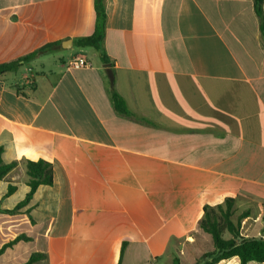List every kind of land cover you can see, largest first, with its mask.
Returning a JSON list of instances; mask_svg holds the SVG:
<instances>
[{
    "label": "crops",
    "instance_id": "1",
    "mask_svg": "<svg viewBox=\"0 0 264 264\" xmlns=\"http://www.w3.org/2000/svg\"><path fill=\"white\" fill-rule=\"evenodd\" d=\"M106 14L108 63L74 44L94 33V0H0V64L61 43L0 76L2 160L19 163L0 182V248L29 238L0 264L36 253L35 264H119L124 243L121 264H171L178 245L194 243L204 206L227 198L250 213L243 225L257 206L261 226L246 236L261 237L264 36L254 1L106 0ZM76 59L90 66L68 69ZM27 160L50 162L54 182L11 215L30 190Z\"/></svg>",
    "mask_w": 264,
    "mask_h": 264
},
{
    "label": "trees",
    "instance_id": "2",
    "mask_svg": "<svg viewBox=\"0 0 264 264\" xmlns=\"http://www.w3.org/2000/svg\"><path fill=\"white\" fill-rule=\"evenodd\" d=\"M253 1L255 12L259 19L260 30L264 36V0ZM94 8L96 12L94 33L87 37L75 39L74 44L79 48H92L96 50L100 54L102 61L108 63L109 59L104 48L107 22L106 0H94ZM60 47L61 43L59 42L46 44L18 61L0 64V76L7 73H16L23 65L41 56L55 52ZM112 99L115 109L119 113L128 114L124 99L114 89L112 91ZM2 151V148H0V182L19 165L18 162L5 164L2 160ZM24 164L27 186L30 190L24 201L19 203L13 210L6 211V213L11 215L19 214L20 209L30 202L34 193L41 185H52L54 182L53 165L50 162L45 160H27ZM15 191V186H9L7 195H11ZM235 202V198H227L223 203L216 206H204L203 217L199 222V227L211 236L214 250L203 254L195 264H219L221 261L233 257H238L241 264H248L252 261L264 263V230L261 237L244 236L241 232V223L250 213L244 212L239 216L238 221L235 222L233 220ZM225 233H229L231 238L225 239ZM20 240H29V238L22 235L8 242L0 248V255ZM125 247L126 244L124 243L121 249L119 264H121ZM42 257L41 254H33L24 264H35ZM173 264H180V260L174 258Z\"/></svg>",
    "mask_w": 264,
    "mask_h": 264
},
{
    "label": "rangeland",
    "instance_id": "3",
    "mask_svg": "<svg viewBox=\"0 0 264 264\" xmlns=\"http://www.w3.org/2000/svg\"><path fill=\"white\" fill-rule=\"evenodd\" d=\"M65 51L63 49L59 50L56 53L51 54L52 56H59ZM250 211H252V217L247 220V223L243 225V222L241 223V232L244 236H252L257 231L258 227L261 225V220L258 218V208L254 204L251 206ZM244 212H242L240 209H237L236 206H234V215L233 220L235 222L238 221V218L240 215H242ZM197 230V231H196ZM196 230H192V236L194 237L195 241L191 245L189 244H182L178 245V254L174 253V257H178L180 260V264H195L196 261L206 253H210L213 250V243L212 238L209 234L205 233L203 230H201L199 227L196 228ZM263 231V230H262ZM256 235V234H255ZM225 239L231 238L229 233L224 234ZM185 249V253H181V249ZM171 264L173 262L171 261Z\"/></svg>",
    "mask_w": 264,
    "mask_h": 264
},
{
    "label": "built area",
    "instance_id": "4",
    "mask_svg": "<svg viewBox=\"0 0 264 264\" xmlns=\"http://www.w3.org/2000/svg\"><path fill=\"white\" fill-rule=\"evenodd\" d=\"M90 66V64L83 60V59H76V60H72L69 65H68V69H78V68H82V67H88Z\"/></svg>",
    "mask_w": 264,
    "mask_h": 264
},
{
    "label": "water",
    "instance_id": "5",
    "mask_svg": "<svg viewBox=\"0 0 264 264\" xmlns=\"http://www.w3.org/2000/svg\"><path fill=\"white\" fill-rule=\"evenodd\" d=\"M107 72H108V75H109V78H110L111 82H113L114 76H113L112 70L110 69V64H108V70H107Z\"/></svg>",
    "mask_w": 264,
    "mask_h": 264
}]
</instances>
